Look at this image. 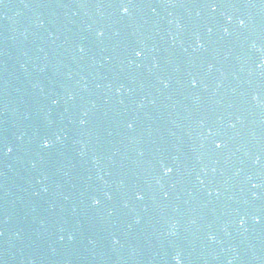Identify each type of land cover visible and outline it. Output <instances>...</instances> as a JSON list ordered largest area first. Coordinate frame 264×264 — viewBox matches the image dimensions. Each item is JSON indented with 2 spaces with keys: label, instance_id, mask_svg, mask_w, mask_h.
I'll use <instances>...</instances> for the list:
<instances>
[{
  "label": "water",
  "instance_id": "obj_1",
  "mask_svg": "<svg viewBox=\"0 0 264 264\" xmlns=\"http://www.w3.org/2000/svg\"><path fill=\"white\" fill-rule=\"evenodd\" d=\"M177 260L264 264V0H0V264Z\"/></svg>",
  "mask_w": 264,
  "mask_h": 264
},
{
  "label": "snow or ice",
  "instance_id": "obj_2",
  "mask_svg": "<svg viewBox=\"0 0 264 264\" xmlns=\"http://www.w3.org/2000/svg\"><path fill=\"white\" fill-rule=\"evenodd\" d=\"M120 6L122 7L123 12H124L125 14H127L128 11H129L130 3H129V6H125L124 3L121 2ZM241 23H243V22H241ZM135 54H136L137 57H139V56L141 55L140 52H136ZM129 127H131V125H129ZM48 146H49V144H48V142L46 141V142L44 143V147H48ZM217 147H220V145H217ZM9 151H11V149H9ZM168 171H171V169H168ZM165 174H167V172H166ZM98 203H99V201H94V204H98ZM177 264H180L179 260H177Z\"/></svg>",
  "mask_w": 264,
  "mask_h": 264
}]
</instances>
